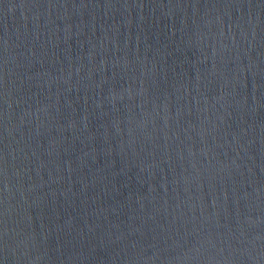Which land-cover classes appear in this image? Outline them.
<instances>
[{
	"label": "water",
	"instance_id": "1",
	"mask_svg": "<svg viewBox=\"0 0 264 264\" xmlns=\"http://www.w3.org/2000/svg\"><path fill=\"white\" fill-rule=\"evenodd\" d=\"M0 264H264V0H0Z\"/></svg>",
	"mask_w": 264,
	"mask_h": 264
}]
</instances>
